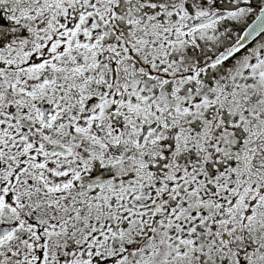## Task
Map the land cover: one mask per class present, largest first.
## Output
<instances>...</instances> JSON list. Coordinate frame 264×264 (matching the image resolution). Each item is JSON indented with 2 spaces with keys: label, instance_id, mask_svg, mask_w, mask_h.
I'll return each mask as SVG.
<instances>
[{
  "label": "snow or ice",
  "instance_id": "obj_1",
  "mask_svg": "<svg viewBox=\"0 0 264 264\" xmlns=\"http://www.w3.org/2000/svg\"><path fill=\"white\" fill-rule=\"evenodd\" d=\"M0 264H264V0H0Z\"/></svg>",
  "mask_w": 264,
  "mask_h": 264
}]
</instances>
